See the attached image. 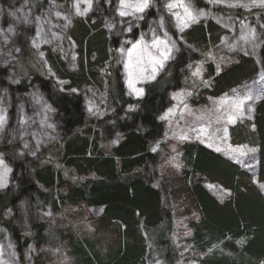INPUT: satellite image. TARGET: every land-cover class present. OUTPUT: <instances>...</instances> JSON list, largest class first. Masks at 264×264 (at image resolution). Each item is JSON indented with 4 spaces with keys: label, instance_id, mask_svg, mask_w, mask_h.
<instances>
[{
    "label": "rangeland",
    "instance_id": "rangeland-1",
    "mask_svg": "<svg viewBox=\"0 0 264 264\" xmlns=\"http://www.w3.org/2000/svg\"><path fill=\"white\" fill-rule=\"evenodd\" d=\"M174 2L150 0L148 8L135 12L133 8L122 9L120 0H91L90 9L81 16L75 12L74 0H7V3L0 0V116L4 118L0 121V158L11 169L7 185L0 187V196L12 189L16 168L19 175L28 173L32 177L38 169H52L60 171L66 181L85 178L67 166L63 158L64 142L58 112L40 83H35L37 76L51 81L59 93L80 95L86 127L103 131V122L114 112L109 92L112 67H119L125 93L132 100L126 111L133 112L139 109L138 101L145 95V87L162 82V79L169 81L171 86V63L184 53L191 54L195 56L194 61H190L186 70L179 71L184 76L183 84L172 85L167 90L169 105L161 113V117L167 114V118L160 117L162 135L151 145L154 159L145 174L161 191L163 205L172 215L174 231L170 242L178 264H194L185 240L190 233L188 222L197 213L176 197L172 189L173 182L182 177L181 147L184 142L204 144L232 160L251 176L264 195V182L258 179V148L250 142L238 144L233 132L237 125L250 132L254 130L255 107L264 98V22L260 19L264 7L230 6L237 0H182L198 19L188 20L189 26L180 31V21L174 13L181 17L186 14L183 7L169 10L167 5ZM239 2L250 4V0ZM84 7L87 5L81 3V9ZM121 10L129 15L121 16ZM201 12L204 15H199ZM79 22L105 30L110 40L108 61L103 67L96 65L89 69L102 80V87L95 83L72 87L51 62L55 57L68 71L80 69L84 54L72 36ZM202 23L206 27L214 26L215 38L206 45L193 46L188 43V32ZM113 39L116 43H112ZM156 40H167L172 50L163 67H158L155 78L149 79L154 66L151 58L159 59L163 51L162 45H154ZM139 41L142 46L133 55L138 73L135 87L143 89V94L138 96L129 88L126 64L128 49ZM243 59L247 67L252 66L249 74L240 77L232 87L220 90L219 83L215 82L217 77L209 75L210 66H215L219 74L232 64L243 63ZM197 65L201 66V74L193 76ZM19 87L22 90L19 91ZM236 98L245 102L243 113L237 116L235 123H227L226 114L230 109L227 104L221 108V102ZM98 124H102L100 128ZM225 127L226 141L223 139ZM182 135H187L188 139H181ZM116 143L117 140L105 143L103 148L109 150ZM229 145L232 148L245 146L247 154L232 153ZM217 147L223 151H217ZM253 148L255 152L247 151ZM38 186L44 190L40 184ZM204 186L222 202L231 196V192L218 183L205 180ZM103 210L101 206L84 205L56 209L23 197L16 207H6L0 213V219L12 222L24 240L17 245L12 232L0 223V264H70L63 236L73 233L80 239H95ZM40 224L44 225L43 233L50 235L55 245L51 243L50 246L46 241L38 245L33 235ZM147 264H162V259L155 255Z\"/></svg>",
    "mask_w": 264,
    "mask_h": 264
},
{
    "label": "trees",
    "instance_id": "trees-1",
    "mask_svg": "<svg viewBox=\"0 0 264 264\" xmlns=\"http://www.w3.org/2000/svg\"><path fill=\"white\" fill-rule=\"evenodd\" d=\"M260 19L264 22V13ZM94 26L79 22L72 31L84 54L78 71L66 70L52 57L56 71L72 87L90 83L102 87V80L89 69L96 65L103 67L108 61L110 40L105 30ZM214 35L213 25L197 24L188 32V43L206 45ZM194 57L184 53L171 63L172 85L183 84L184 76L179 71L186 70ZM244 61L219 74L211 65L209 75L217 77L215 82L220 90L232 87L250 72L252 66L247 67ZM36 82L57 109L67 166L85 178L66 181L60 171L52 169H38L33 177L28 173L20 176L16 168L12 189L0 196V213L6 207H16L23 197L56 209L101 206L104 210L95 239H80L73 233L63 236L70 264H147L155 255L162 259V264H178L170 242L174 231L172 215L163 205L161 191L145 174L154 159L151 145L162 135L160 117L169 105L167 90L173 86L165 79L147 85L145 95L138 101L139 109L127 112L132 100L125 93L119 67H112L109 92L114 112L103 122V131H98L93 126L86 127L80 95L59 93L41 75ZM101 125L98 124L99 128ZM253 126L250 132L237 125L233 132L238 144L250 142L258 148V179L264 182V98L255 107ZM113 140H117L113 147L103 148V144ZM181 161L182 177L173 182L172 189L176 197L197 213L188 222L190 233L185 240L194 264H264V195L251 176L232 160L198 142L183 143ZM205 180L222 185L231 192L230 198L225 202L217 199L204 186ZM16 186L19 188L14 192ZM9 222L0 219L12 232L16 244H23L24 240ZM43 230V224L35 227L33 238L38 245L43 241L55 245Z\"/></svg>",
    "mask_w": 264,
    "mask_h": 264
},
{
    "label": "snow or ice",
    "instance_id": "snow-or-ice-1",
    "mask_svg": "<svg viewBox=\"0 0 264 264\" xmlns=\"http://www.w3.org/2000/svg\"><path fill=\"white\" fill-rule=\"evenodd\" d=\"M149 2L150 0H135L134 3H130L129 0H120L121 3V8L125 9V8H133L135 10V12H143L146 8L149 7ZM81 3H84L87 5V7H84L83 9H81ZM230 6L232 7H264V0H250V4H243L240 3L239 0H237V2L232 3ZM91 7V0H74V8H75V12L77 15H84ZM167 7L169 8V10H171L174 7H183L186 16L185 17H181L179 13H174V15L177 17L178 21H180L179 23V28L180 31H184L185 28H187L189 26L188 24V20H191L192 22H195L196 19H198L197 16H193L190 9L185 6L182 2V0H175L174 3H169L167 5ZM14 15V13H13ZM120 15L121 16H127L129 15V13L127 11L121 10L120 11ZM199 15H204L203 12L199 13ZM129 31L131 30V28L128 29ZM154 45L156 46H163V51L161 53V57L159 59L157 58H151V62L154 65L152 68V75L150 77H148L149 79H154L155 78V74L158 70V67H163V62L167 59L170 58V54H171V47H169V42L167 40H156L153 42ZM142 46V41H139L135 44H133L131 49H128V63L126 64V67L129 68V80H128V85L129 88L132 89L133 92H135L136 95H142L143 94V89H137L135 87V82L138 76V73L136 72V66L133 64V55L135 53V51L137 49H140ZM123 51V50H121ZM139 63V61H137V64ZM218 70H219V65L217 66ZM201 74V66L197 65L196 66V70L193 72V76H199ZM262 79H264V77H262ZM177 96L181 95V94H176ZM244 100L236 98V99H232V100H228V101H222L221 102V108L227 104L229 106V111L226 114V122L227 123H235L237 116L242 115L243 110H244ZM249 111H251L252 109L249 108ZM172 109H169V112H171ZM162 119H166L167 118V114L164 117H161ZM4 118L2 116H0V121H2ZM181 139H188L187 135H182L180 137ZM223 139L226 141L227 140V128H224V137ZM212 145L209 144V147H211ZM245 146H241V147H237V148H232L231 145L228 146V150L232 153H239L240 155H246L247 153L244 150ZM155 151V149H153ZM217 151H223V149L217 147L216 148ZM248 152H255L256 149H247ZM176 167H179V164H176ZM11 171L10 168L7 167V165L4 163V160L2 158H0V187H4L7 185V177H8V173ZM211 187V186H210Z\"/></svg>",
    "mask_w": 264,
    "mask_h": 264
}]
</instances>
